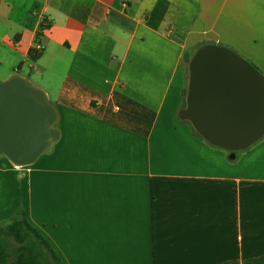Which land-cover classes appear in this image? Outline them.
I'll return each instance as SVG.
<instances>
[{"label":"crops","instance_id":"0c3cea01","mask_svg":"<svg viewBox=\"0 0 264 264\" xmlns=\"http://www.w3.org/2000/svg\"><path fill=\"white\" fill-rule=\"evenodd\" d=\"M205 45L264 76V0H0V82L42 90L60 132L0 156V225L22 206L61 264H264V136L231 160L180 120Z\"/></svg>","mask_w":264,"mask_h":264},{"label":"water","instance_id":"95a60500","mask_svg":"<svg viewBox=\"0 0 264 264\" xmlns=\"http://www.w3.org/2000/svg\"><path fill=\"white\" fill-rule=\"evenodd\" d=\"M186 106L179 116L231 160L264 136V76L231 50L205 45L188 66ZM57 112L28 80L0 82V156L14 166L34 164L60 138Z\"/></svg>","mask_w":264,"mask_h":264},{"label":"trees","instance_id":"16d2710c","mask_svg":"<svg viewBox=\"0 0 264 264\" xmlns=\"http://www.w3.org/2000/svg\"><path fill=\"white\" fill-rule=\"evenodd\" d=\"M30 56L36 59L32 51ZM185 102L186 89L184 107ZM192 130L202 138L193 127ZM0 264H61L48 242L29 224L22 206L8 222L0 225Z\"/></svg>","mask_w":264,"mask_h":264},{"label":"rangeland","instance_id":"374dc122","mask_svg":"<svg viewBox=\"0 0 264 264\" xmlns=\"http://www.w3.org/2000/svg\"><path fill=\"white\" fill-rule=\"evenodd\" d=\"M192 56L186 58V60H184V63H185V66H186V71H187V75H186V85H185V89H186V95H187V86H188V66H189V63H190V60H191ZM185 106H186V102H185ZM185 108V107H184ZM240 153V152H239ZM238 153V154H239ZM45 215H42V217H44Z\"/></svg>","mask_w":264,"mask_h":264},{"label":"built area","instance_id":"2783aa9c","mask_svg":"<svg viewBox=\"0 0 264 264\" xmlns=\"http://www.w3.org/2000/svg\"><path fill=\"white\" fill-rule=\"evenodd\" d=\"M47 26H48V21L43 18L42 21H41V28H44V27H47ZM35 50L37 52H40L42 50V46H41V44L39 42H36Z\"/></svg>","mask_w":264,"mask_h":264}]
</instances>
